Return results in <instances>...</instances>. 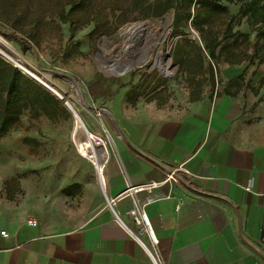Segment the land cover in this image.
Segmentation results:
<instances>
[{
    "label": "rangeland",
    "instance_id": "374dc122",
    "mask_svg": "<svg viewBox=\"0 0 264 264\" xmlns=\"http://www.w3.org/2000/svg\"><path fill=\"white\" fill-rule=\"evenodd\" d=\"M166 2L0 0V28L27 37L31 47L22 50L12 37L0 36L22 61L20 65L10 59V63L37 76L48 73L65 90L82 123L79 137H85L87 130L99 135L107 148H113L112 136L121 132L115 118L118 111L133 117L159 108L179 113L224 90L235 91L238 98L257 93L264 104V42L257 39L256 30L260 23L252 26L237 14L242 2L221 0L223 10L181 3L157 14ZM231 14L237 15L230 21L233 35L228 36ZM139 23L147 26L145 33L158 34L157 42L147 47L142 30L133 45L140 52L123 50L121 30ZM213 41L219 43L212 59L205 45ZM148 51L142 65L132 63L122 74L100 70H106V59L119 66ZM231 78L238 80L230 84ZM58 100L65 111L35 115L28 108L15 126L0 135V212L45 230L77 225L95 209L93 198L105 193L95 166L77 151L74 114ZM74 183L79 186L66 193Z\"/></svg>",
    "mask_w": 264,
    "mask_h": 264
},
{
    "label": "crops",
    "instance_id": "0c3cea01",
    "mask_svg": "<svg viewBox=\"0 0 264 264\" xmlns=\"http://www.w3.org/2000/svg\"><path fill=\"white\" fill-rule=\"evenodd\" d=\"M260 97L224 90L184 112H116L121 132L107 148L95 209L54 230L0 212V264H264ZM178 166V182H162ZM150 182L159 184L131 189ZM133 199L155 245L129 213Z\"/></svg>",
    "mask_w": 264,
    "mask_h": 264
},
{
    "label": "trees",
    "instance_id": "16d2710c",
    "mask_svg": "<svg viewBox=\"0 0 264 264\" xmlns=\"http://www.w3.org/2000/svg\"><path fill=\"white\" fill-rule=\"evenodd\" d=\"M175 1V2H174ZM221 0H167V2L161 7L157 14L164 13L168 8L174 5L175 8L181 3H198L199 6H210L212 8L224 9V6L220 5ZM228 2L240 1L237 14L246 17L252 26H256L260 23V26H256L257 39H262L264 42V0H226ZM64 9L60 10L61 15L64 14ZM237 14H231L230 19L226 24V31L228 36L233 35L231 31V20L236 17ZM64 22H71L62 18ZM69 36L73 40L74 29L69 26ZM0 33L6 37H12V39L19 44L22 50L31 47V41L27 37H22L15 32H8L0 28ZM74 44H78V41L74 40ZM218 41H213L210 44H206L210 58H216L215 53ZM210 77L214 78V70L212 64H209ZM34 111L35 115L46 114L50 115L51 112H57L58 110L65 111L60 101L47 89L34 81L27 74L23 73L17 66L10 63L0 56V135L6 133L11 127L15 126L26 109ZM51 111V112H50ZM79 184L74 183L65 189L66 193H70L72 187H78Z\"/></svg>",
    "mask_w": 264,
    "mask_h": 264
},
{
    "label": "bare ground",
    "instance_id": "6f19581e",
    "mask_svg": "<svg viewBox=\"0 0 264 264\" xmlns=\"http://www.w3.org/2000/svg\"><path fill=\"white\" fill-rule=\"evenodd\" d=\"M145 33L147 31V26L145 24H142L139 28L132 30L130 27H125L121 30V37L124 39V47L123 49H132L134 50L135 47L134 41L137 40L141 34H137L140 31ZM147 34V33H145ZM130 36V37H128ZM146 42L148 44L147 47H151L153 44L157 42V36L158 34H151L148 33L146 35ZM3 49L7 50L9 53H11L14 56V59L10 57ZM151 49V48H150ZM137 51V49H135ZM140 52V51H137ZM147 53V52H146ZM0 54L5 56L6 58H9L14 60L18 64H22V61L20 60V55L8 44L6 41L0 36ZM140 55V54H139ZM145 55V54H144ZM132 58L129 60L125 61L123 63L124 65H128ZM44 85H46L51 92L59 97L60 100L63 101V103H68L70 102L67 100L65 96V90L60 89L57 85L51 83V79L49 78L48 74H41L40 76L35 75ZM79 129H82V125L80 124L79 120L75 117V124H74V135H73V140L75 142L77 151L79 154L82 156L88 158L92 165L95 166L96 168V176H97V181L99 183V186L103 189L105 187V176H104V165H105V160H106V151L107 150H101L102 144L104 146H107L104 142V140L97 135L93 134L92 132H89L90 135L93 137L94 140L97 141L99 146H96L93 142L92 139H89L88 137H83L80 138L78 133L81 132ZM79 131V132H78ZM83 133V132H82ZM108 156V155H107Z\"/></svg>",
    "mask_w": 264,
    "mask_h": 264
},
{
    "label": "water",
    "instance_id": "95a60500",
    "mask_svg": "<svg viewBox=\"0 0 264 264\" xmlns=\"http://www.w3.org/2000/svg\"><path fill=\"white\" fill-rule=\"evenodd\" d=\"M167 16V18H169V15H166ZM142 24H144V23H139V24H134V25H132V27H130V28H132V30H134V29H137V28H139ZM7 43V42H6ZM123 50H127L126 48L125 49H123ZM148 55H149V51L143 56V57H135V58H132V60L130 61V63L126 66V65H124L123 63L121 64L120 63V65L118 66V64H117V62H115V61H110V60H108V59H106L107 60V62H108V65L107 66H105L106 67V70H104V68H100V70L104 73V74H106V75H109V74H114V75H119V74H122L123 72H125L126 70H129L130 68H131V66H132V63L134 64V65H136V66H140V65H142L145 61H146V59L148 58ZM156 55H158V52H157V54ZM0 56L2 57V58H4L5 60H10V59H8V58H6L5 56H3V55H1L0 54ZM153 64H155L154 62H153ZM16 66V65H15ZM21 71H23L25 74H27L29 77H31L33 80H35L37 83H39L40 85H42L45 89H47L50 93H52L51 92V90L46 86V85H44L35 75H34V73H32L31 71H29V70H27V69H25V68H23V69H20ZM48 74V73H47ZM163 74H165V73H163ZM49 75V74H48ZM72 83H74L75 84V82L74 81H71ZM51 83H53V84H55L52 80H51ZM56 85V84H55ZM58 86V85H57ZM59 87V86H58ZM60 89H62L61 87H59ZM75 89L77 90V92H78V87L76 86L75 87ZM63 90V89H62ZM53 94V93H52ZM56 98H58L59 99V97H57L56 95H54ZM65 104V106L66 107H68L69 108V110H71L72 111V113L74 114V117H76L78 120H79V122H80V124L82 125V123H81V121H80V118H79V116H78V114L76 113V111L74 110V108H73V106L71 105V104H68V103H64ZM86 137H88L89 139H92V142L96 145V146H99L100 144H98L97 143V141L96 140H94L93 139V137L90 135V133L86 130ZM101 150L103 149V150H105L106 149V147L102 144V146H101V148H100Z\"/></svg>",
    "mask_w": 264,
    "mask_h": 264
},
{
    "label": "built area",
    "instance_id": "2783aa9c",
    "mask_svg": "<svg viewBox=\"0 0 264 264\" xmlns=\"http://www.w3.org/2000/svg\"><path fill=\"white\" fill-rule=\"evenodd\" d=\"M105 147H106L105 150H107V146H105ZM182 172H186V171H184L183 168H181V166H178L176 168H173L172 170H170L168 172V174L166 175V177L164 178V180L162 182H166V181H175V182H178V180H179V174L182 173ZM158 184H159L158 182H150V183H147V184H143L141 186L131 187V189L133 191L142 190V189L150 190L152 187H156ZM121 195H123V193H121L119 196H121ZM115 199H116V197L110 198L109 199V203H114V200ZM129 213L132 215L135 224L137 226H139L140 228H142V230H144V231L147 232L148 236L151 239L152 244L155 245L157 243V240L153 236L152 230H151V228H150V226L148 224L147 218H146L143 210L140 209V208H138L135 199H133V206L130 208ZM29 223H32V222L29 221ZM0 234L3 235V236H6L7 235V232H6V230H0ZM153 257H151V258H153ZM153 260H154L155 264H157V263L160 264V260L159 259H154L153 258Z\"/></svg>",
    "mask_w": 264,
    "mask_h": 264
}]
</instances>
